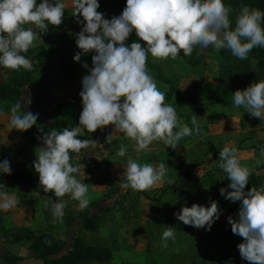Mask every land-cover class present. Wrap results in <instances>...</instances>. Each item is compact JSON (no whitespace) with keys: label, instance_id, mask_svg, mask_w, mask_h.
<instances>
[{"label":"clouds","instance_id":"clouds-1","mask_svg":"<svg viewBox=\"0 0 264 264\" xmlns=\"http://www.w3.org/2000/svg\"><path fill=\"white\" fill-rule=\"evenodd\" d=\"M99 7L98 0H74L72 14L83 27L76 39L81 52L73 59L79 62L82 54L95 53L90 74L82 78L79 95L83 109L79 124L72 129L45 133L41 137L44 146L34 161L40 187L44 192H54L58 198L51 202V207L54 218L61 220L66 206L62 198L66 195L79 202V211L90 204L88 184L74 175L80 168L71 163L70 155L95 149L99 144L94 139H79L85 131H103L111 125L134 142L138 153L147 150L154 141L176 147L193 131L200 132L195 116L194 129L189 128L176 109L164 103L165 93L157 87L147 68L149 54L157 60H175L181 50L184 56H190L197 48L213 47L216 51L229 50L234 57L244 60L254 48L264 47V11L245 5L241 6L234 26L230 19L232 9L223 0H126L122 13L111 19L104 18ZM65 9L63 0L40 3L0 0V68L31 71L33 64L22 53L34 45L39 32L48 31L49 24L57 27L62 24ZM133 30L146 46L139 42L126 44ZM83 66L88 68L86 63ZM28 102L31 103L30 99ZM233 104L253 117L264 119V80L237 89ZM23 107L20 100L11 107L12 129L27 131L36 124L38 114L23 111ZM106 140L111 143L112 135H107ZM117 156L126 157L123 161L126 183L122 187L133 191L151 190L167 172L164 163H138L127 154L123 144ZM219 159L218 166L230 180L231 189L221 188V195L241 202L238 219L228 218L233 234L243 239L238 245L240 256L249 264H264V186L245 190L253 170L241 165L235 147L221 149ZM0 171L11 174L8 160L0 162ZM0 196L4 197L0 209L7 210L17 202L6 193ZM220 214L216 201H211L208 207L193 203L175 213L185 225L206 230H211ZM161 239L167 247L168 240H175L174 228L167 227Z\"/></svg>","mask_w":264,"mask_h":264},{"label":"rangeland","instance_id":"rangeland-1","mask_svg":"<svg viewBox=\"0 0 264 264\" xmlns=\"http://www.w3.org/2000/svg\"><path fill=\"white\" fill-rule=\"evenodd\" d=\"M40 1L37 0V3ZM63 3L66 9L62 24L58 27L49 24L44 36L35 41L28 50L30 52L28 59L33 64V84L23 89V95L19 100L24 105L23 111L38 114L36 124L27 131L12 129L11 107L19 100L0 102V162L8 160L11 169H27L38 179L39 173L35 171L34 161L37 159L36 153L40 151V147L44 146L41 138L44 135L42 131L51 126L54 118L63 119L72 114L74 115L67 128L72 129L78 126V116L83 109L82 98L79 95L82 91V78L90 74L89 70L93 67L91 65L92 56L95 54L93 52L82 54L81 60L77 62L73 59L74 56L66 58L61 54L50 52V49L69 45L70 50L76 48L77 34L83 27V24L78 22L77 17L72 14L74 0H63ZM99 4L98 11L104 14V18L111 19L115 16L108 5L102 2ZM79 19L82 21L83 18ZM134 33L135 30L130 34L126 44L139 42L142 46H146V42L140 40ZM67 52L64 53L67 54ZM42 54L46 56L44 59H36ZM222 61L220 51H216L213 47L207 53L206 64L195 68L190 67L180 56L175 60L170 58L157 60L150 54L148 55L149 73L165 96L169 84L194 95L201 85L202 90L200 89L197 93L201 97L200 102L204 103L203 111H196L187 106L177 105L173 97L165 98L164 103L171 104L176 109L178 116L186 126L194 129L192 118L195 116L200 129L198 134L193 131L192 135L183 138L176 147L167 146L163 141H154L147 150L141 151L139 156L134 142L117 131L119 136L115 137L119 140L117 146L120 147L123 144L127 149V154L138 163L159 165V153H162V157L165 158L167 172L158 183L156 182V185H153L151 190L142 192L130 189L129 192H125L126 188L122 185L117 187L110 185V181L113 180L116 183L120 177L125 176L123 161L126 157H118V150H115L116 154H108V148L102 147L103 151L98 153V149L92 148L82 150L79 154L72 153V158L75 156V166H79L80 171L84 172L75 174L76 178L88 184L90 202L99 201L96 206L97 210L104 207L111 208L109 212L108 210L104 212V219L100 222L98 231L83 232L87 242L112 247L110 261L94 264H249L247 260L241 258L239 253L238 245L243 242L242 237L232 233V240L227 239V217L232 201L226 199L225 195H221L220 189L225 188L228 191L231 189L228 187L230 180L218 166L221 162L219 152L226 146L235 147L238 150L241 165L251 168L253 172L258 171L260 165L257 164L260 158L253 156V153L248 150L254 149L251 145H240L238 139L235 142L227 140L232 137L231 135L212 137L206 131L209 125L217 123L223 115H238L241 118L243 129L248 126H259L263 119L253 117L243 107L234 106L233 93L237 89L243 90L251 85L249 72L240 77L224 73L221 70ZM84 63L88 65V68L83 66ZM61 65L69 69L68 75H56L51 70ZM7 70L0 68V82L6 80ZM163 80L168 82L164 83ZM29 99L31 103L28 102ZM104 128L109 134L112 129L115 131L111 125ZM178 130L177 128L174 131ZM87 134L91 133L85 131L78 138L88 139ZM224 138L227 142H223ZM83 153L85 159L89 157L92 161L94 158V172L86 170ZM107 159H109L108 163ZM161 159L163 161V158ZM193 160H202V167L200 169L190 167L188 169L190 176L184 177L187 165ZM203 174L207 177H202L197 181V178ZM114 189L117 190L116 193H112ZM107 192L112 195L108 197ZM21 194L19 192L18 197L8 196L17 201L11 209H8V212L17 213L22 219L17 207L23 203H31L34 211L40 209L39 214H44L46 223L52 224L51 228L54 226L55 232L60 233L55 236L65 238L67 244H71V234L78 229L79 222L72 223L66 229L63 217L62 220L54 218L51 202L58 199L54 193L42 191L37 193L38 195L33 193L29 197ZM39 195L41 198L37 197ZM24 197L26 202L22 201ZM62 199L64 202L70 201V204L65 202L64 215L79 209V202L73 200L70 195ZM116 200H119L118 203ZM211 201H216L221 210L211 230L185 225L175 215L184 206L191 207L193 203H198L208 207ZM238 212L235 214V219H238ZM20 218L10 220L8 223L22 222ZM42 218L35 219L34 217L30 227L35 229L43 227L46 223L42 222ZM2 223L5 226L4 221ZM169 226L175 230V240H168L167 247H165L161 237L163 231ZM3 244L4 249L13 254H17L18 248L22 246L16 243L3 242ZM4 249L0 245V255ZM36 261L39 262V260Z\"/></svg>","mask_w":264,"mask_h":264},{"label":"trees","instance_id":"trees-1","mask_svg":"<svg viewBox=\"0 0 264 264\" xmlns=\"http://www.w3.org/2000/svg\"><path fill=\"white\" fill-rule=\"evenodd\" d=\"M109 6L110 11L115 15L119 16L123 9L126 7V0H98ZM223 2L230 6L232 13L230 14V19L232 20L233 26L235 25L236 17L239 15L241 6L245 5L250 8H256L264 11V0H223ZM69 45V44H68ZM76 48L70 50L69 46H63L61 48L50 49L51 53L61 54L66 58L74 56L76 53L81 52L75 42ZM69 49V50H68ZM212 47L207 49H195L190 56H184L181 50L180 57H182L187 64L192 67L204 66L206 64L207 53L210 52ZM200 50V51H199ZM68 51L67 54L64 53ZM29 58L30 52L22 53ZM220 55L222 58L221 70L227 74H234L237 77L244 75L249 72V79L252 83L264 80V47L254 48L248 55L247 59L241 60L234 57L229 50H221ZM46 56L44 54L38 56L36 59H44ZM33 59V58H32ZM56 75L66 76L69 74V69L66 66H58L51 69ZM34 71L25 70L21 68L19 71L7 70L5 72V81L0 82V102L2 101H17L23 95V89L30 87L33 84ZM164 83L168 82L163 80ZM48 95V94H47ZM174 98V101L179 106H187L193 108L196 111H203L204 103L197 100L196 96L188 91L179 90L177 87L169 84L168 90L166 92V98ZM74 114L63 119L54 118L51 126L45 128L42 133L45 134L52 129L57 131H63V128H67L71 118ZM80 117V116H78ZM79 119V118H78ZM79 121V120H78ZM189 121V120H188ZM109 132L106 128L103 131L99 129L94 132L88 139L97 140L99 143H103L108 148V154H114L119 149L118 139L112 136L111 143L106 140ZM251 147L257 152L264 153V140H258ZM116 154V153H115ZM72 157V153L70 154ZM109 159H107V163ZM71 163L75 166L74 160L72 158ZM202 160H193L187 165V171L184 177H189L190 172L188 169L190 167L200 166ZM203 176L197 178V181ZM126 183L125 176L120 177L115 183L113 180L110 181V185L117 187L118 185H123ZM0 193H7L10 191H20V190H37L43 191L39 185V179L34 176L27 169H11V174H3L0 171ZM264 186V173L257 174L252 172L249 178V182L246 185V191L255 187L259 189ZM130 187L126 188L125 192L130 191ZM117 190L114 189L112 193H116ZM143 192V191H142ZM47 193V192H45ZM111 194L107 192V196L110 197ZM119 200H116L118 203ZM99 201L90 202L89 206L83 211L78 209L63 216L65 225L69 226L75 221L79 222L78 229L71 234V245L68 249L66 248V240L55 236L52 231L48 229H32L27 226H12L6 227L3 225V215L4 212L0 209V239L2 242L6 243H16L24 246L30 256L34 259L41 260L43 264H94V263H106L112 258V247L101 244L89 243L83 236V232H96L100 227V222L104 219L105 211L108 207L102 209H96ZM115 203V204H116ZM240 201H232L231 206L228 210L227 217V239L232 240L233 232L231 230V225L228 223V218L232 217L235 219V214L240 208ZM114 207V206H113ZM94 209H96L94 211ZM24 257L13 254L9 251H4L0 255L1 264H14L21 261Z\"/></svg>","mask_w":264,"mask_h":264},{"label":"crops","instance_id":"crops-1","mask_svg":"<svg viewBox=\"0 0 264 264\" xmlns=\"http://www.w3.org/2000/svg\"><path fill=\"white\" fill-rule=\"evenodd\" d=\"M196 86L198 88V85H196ZM200 89H201V85H200V88L197 89V91L195 93V95L197 96L199 101H201V97H200L199 93H197V92H199ZM206 132H208L209 136L216 137V138H218L220 136L221 137H228V136L231 135L232 137L231 138H227V140H233V142H235L238 139V141L240 142V145L250 146L252 144H255L258 140H264V119L260 123L259 126H257V125H256V127L248 126L247 128L243 129V127L241 126V118L238 115H223L219 119V121L217 123L215 122V123L209 125L207 127V131ZM92 134L93 133L87 134V136L90 137ZM110 134L113 137H119L118 136V132L117 131H113V129L111 130ZM223 140H224L223 142H227V140H225V138ZM225 144L226 145H230L231 143H225ZM231 145H233V144H231ZM104 147L106 148L105 145H104ZM248 150L253 153V156L260 158V161H258L259 163L257 164L258 166L260 165L259 168H258V171H254V172H256L257 174L264 173V153L263 152H257V151L255 153L254 149H248ZM138 154L140 156L141 152H139ZM152 154H155V153H152ZM158 157H159V164L160 163H164L165 164L166 160H165L164 157H162V153H159ZM136 158L140 160L139 157H136ZM161 158H163V161H162ZM200 167H202V165L196 166V167H193V168L200 169ZM79 177L82 178L81 176H79ZM10 192H12V193L11 194H7V193H10ZM10 192H7L6 194L8 196H14V197H15V195L18 197V193L19 192L22 193L21 194L22 196L23 195H27L28 197H29V195H33V193L35 195H38L39 193H41V191H37V190H26V191L20 190V191H10ZM37 197L41 198V195H39ZM22 201L26 202L27 200L24 197L22 199ZM3 202H4V197L0 196V203H3ZM65 202H66V204H70L69 200H67ZM9 209H11V207ZM17 209H18L17 211L20 212V216L22 217V219L19 217V215L17 213L10 214V212H8V209L7 210L1 209L4 212L3 221H4L6 227H12V226H27V227H30V225H31L30 223L33 222L32 219L34 217H35V219H39V217H41V218L43 217L42 218V222L46 223V221L44 220L45 219L44 218L45 217L44 214H42V215L39 214L40 213V211H39L40 209L38 211H34V206H32L31 203H29V204L23 203L22 205L17 207ZM9 214H10V216H9ZM15 218L16 219L20 218L19 220L22 221V222H19V223H15V222L8 223V222H10V220L11 221H13V219L15 220ZM46 224L43 227L36 228V229H41V230L48 229V230L52 231V233L54 235L55 234H57V235L60 234L59 232H58L59 234L57 232H55V229H53L54 226L51 228L52 224H50V225H48V224L46 225ZM70 226H71V224L69 226H66V229H68V227H70ZM30 228L35 229L33 227H30ZM65 234H66V232H65ZM57 237H59V236H57ZM70 242H71V240H70ZM67 243L68 242L66 240V248H65V250L68 249L70 247V245H71V244H67ZM0 245L4 249V244H3L2 240H0ZM4 251H5V249H4ZM17 255L23 256L24 259L22 261H18L16 263H14V264H32V263L40 264V262H41V260H39V262H38V261H36L38 259H34L33 257H31L30 253L28 252V250L24 246H20L18 248ZM41 264H43V263L41 262Z\"/></svg>","mask_w":264,"mask_h":264},{"label":"built area","instance_id":"built-area-1","mask_svg":"<svg viewBox=\"0 0 264 264\" xmlns=\"http://www.w3.org/2000/svg\"><path fill=\"white\" fill-rule=\"evenodd\" d=\"M35 31H37V32H39V30L38 29H34ZM44 36V33H42V32H39V38L36 40V41H38V40H40L42 37ZM102 147H104V145L102 144V143H99L98 145H97V147L95 148V149H98V151H97V153L99 152V151H103L101 148ZM96 153V154H97ZM89 157H88V159H85V156H84V153H83V163L85 164V168H86V170L87 171H90L91 173L92 172H94V158L92 159V161H91V159H90V161H89ZM73 160L75 161V156L73 157ZM84 167V166H83ZM81 173H84L83 171H80ZM89 172V173H90ZM89 173H88V175H89Z\"/></svg>","mask_w":264,"mask_h":264}]
</instances>
